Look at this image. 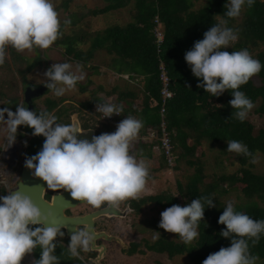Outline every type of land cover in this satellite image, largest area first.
<instances>
[{
  "label": "clouds",
  "instance_id": "1",
  "mask_svg": "<svg viewBox=\"0 0 264 264\" xmlns=\"http://www.w3.org/2000/svg\"><path fill=\"white\" fill-rule=\"evenodd\" d=\"M255 0H228L224 5L227 18L239 17L245 6L251 8ZM65 25L70 20H64ZM61 21L52 0H0V65L5 63L7 47L18 52L34 47L49 48L60 36ZM238 39V30L228 26V19H220L203 33L185 52L184 60L192 75L198 79L197 88L211 97H219L232 90L229 106L235 109L230 116L243 122L255 107L240 87L249 82L262 68L258 59L247 49L225 51ZM82 65L75 69L70 63H53L43 73L44 86L56 96L74 89L85 79ZM222 107V105H219ZM95 112L103 118L121 115L123 107L115 103H95ZM5 114L7 119H5ZM51 112L37 113L24 104L0 108V122L7 126L6 148L16 141L19 126L31 128L33 136L44 137L42 148L35 155L26 156L24 167L44 182L49 189H63L76 201H86L93 207L107 202L118 206L122 201L135 199L144 191L149 176L145 159H137L133 141L143 127V121L127 116L115 132L93 135L91 140L78 139L75 125L61 124ZM97 119V118H96ZM227 152L251 156L247 146L237 140H227ZM255 162V161H253ZM0 196V264H21L26 254L40 248L39 258L30 264H60L57 247L67 250L71 257L89 251L95 236L89 226L71 229L69 243H55L65 235L59 224L48 218L33 200L21 191ZM213 198L199 197L184 206L173 204L160 213L158 227L174 233L185 242L198 237L199 222L207 208L215 207ZM224 225L219 235L230 240V246L209 254L202 264H256L258 256L250 252L264 234V219L255 220L237 211L234 201H228L218 218ZM58 242V241H56ZM79 258V257H78Z\"/></svg>",
  "mask_w": 264,
  "mask_h": 264
},
{
  "label": "trees",
  "instance_id": "2",
  "mask_svg": "<svg viewBox=\"0 0 264 264\" xmlns=\"http://www.w3.org/2000/svg\"><path fill=\"white\" fill-rule=\"evenodd\" d=\"M105 1L107 3L102 8L91 10L89 13L96 15L116 10L126 6L129 2V0ZM226 4L227 0H204L198 7L193 8L194 0H133L130 11L131 19L122 26L112 25L82 35L78 31L76 35L73 33L66 36L62 42L64 54L70 56H67L69 60L77 59L85 64L90 60L95 49H104L106 53L114 55L111 67L116 72L122 71L129 75L133 73L143 78L141 109H139V113H136V110H131L132 114H136L139 120L143 121V127L139 134L145 133L143 132L145 127H156L158 124V62H163L170 78L169 88L173 93L166 102L164 120L174 158L171 166H168L163 154L158 150L156 169L173 168L177 170L181 164H184L185 167H192L193 172L187 177L186 182L175 181L177 195L182 198L181 206L199 197L213 198V203L216 206L207 208V204H205L204 218L199 222L197 229L198 237L193 239L189 245L168 240L163 234L152 242H147L145 239L141 242L146 250L166 253L168 258L185 254L191 264H202L209 254L219 251L221 247L230 246V240L219 235L225 226L218 224L217 221L226 206L223 203L219 204L214 196V191L218 192L219 183L225 182L229 186H234L248 200L255 198L261 201L262 205L250 200L248 203H240L242 205H234V207L237 211L244 212L255 220L264 219V172H253L250 162L257 152L261 154L264 162V127L252 134L253 127L250 122L246 119L241 122L230 116L235 111L228 104V101L232 99V90L225 91L219 97H211V94L205 92L204 89L197 88L199 81L192 75L190 67L184 60L185 52L192 48L195 41L203 39L205 31L220 19H228V26L238 30V39L228 49L223 50L231 52L247 49L253 58L258 59L262 65L261 71L251 77L249 82L242 85L239 90L243 91L255 104L254 113L264 118V48L257 50L260 45L264 46V0H255L251 8L245 6L243 17L237 23L234 18L224 16L227 11L224 7ZM154 15H157L163 32V40L157 46L158 48L154 44L152 35ZM84 36L89 40V47L83 51L77 45L81 43ZM34 50H37V47H34ZM36 57L34 60H38L39 57ZM34 65V63L30 64L26 70L32 69ZM26 70L24 71L26 72ZM254 79L258 81V84L254 83ZM85 86L80 88L81 92H84ZM7 92L5 90V95ZM126 92L132 98L136 97L134 91ZM14 98L16 97H12V99ZM149 98L157 104L150 106ZM48 99L44 100V105H47V108L44 107L40 111H48L55 105ZM60 101L61 99L58 102ZM95 103H97L95 98L80 102L81 108L86 109L90 120L94 116L96 120L99 114V112H95ZM15 105L16 101L13 100V106ZM35 111L40 112L39 109ZM123 112L121 114L132 116ZM57 114L58 112L54 113L55 116ZM27 131L32 132L33 130L27 128ZM187 138L191 141L189 145L186 144ZM227 140L244 143L252 155H238L237 161L240 166L237 172L218 175L212 173L210 182L203 181L206 172H204L202 161L194 155L196 146L200 145L202 141L208 144L221 142L223 146H227ZM43 142L44 137H34V155L41 150ZM155 143L157 144L156 141ZM152 145L140 141L136 143L137 147L142 148L141 150L146 148L149 150ZM149 171L151 170L149 169ZM150 178L151 174L149 173L147 179ZM222 191L225 190L222 189ZM128 202L134 211H138L141 206L147 203L154 204L158 208H168L173 204H179L178 199L167 192L143 195L129 199ZM139 243H129L125 253L130 255L141 252V249H138ZM249 243L250 252L258 256L261 264H264V234L260 235L259 242L255 246H251L250 241ZM64 247L66 248L65 245ZM40 251L39 247L34 249L32 257L38 259ZM55 253L59 256L60 264H85L78 257H71L64 248L57 247Z\"/></svg>",
  "mask_w": 264,
  "mask_h": 264
},
{
  "label": "rangeland",
  "instance_id": "3",
  "mask_svg": "<svg viewBox=\"0 0 264 264\" xmlns=\"http://www.w3.org/2000/svg\"><path fill=\"white\" fill-rule=\"evenodd\" d=\"M64 2H66L65 8H63L62 5V3ZM203 2L204 0H194L193 8L198 7ZM52 3L54 4L55 10L58 12L59 16L61 9V17H59V19H62V21H64V18L66 17L69 18L68 16L71 14H73L74 19L82 17L81 23L78 26L74 28L66 26L65 28H63V33H77L78 31H80V34L82 35L84 33H92L94 31L101 30L112 25H123L126 21H130V11L132 10L133 0H129L128 4L122 8L96 15H91V13L89 12L91 10L102 8L107 3L105 0H52ZM66 10L69 11L65 12ZM243 11L244 8L240 16L234 18L235 23L239 22L242 19ZM159 28L162 30L161 23ZM55 43H53L47 49H41L37 47V50H34L33 48L31 50H24L22 52H18L11 46L7 47V56L5 59V63L3 65H0V69L3 67V70H0V84L9 81L8 83L11 84V87L6 90L8 91L6 95L5 90L0 87V103H5V99H10L12 97L16 98L10 100L16 101L17 98L20 97L17 87V79H20L21 82H24L26 80L28 83H45L43 73L53 63L67 62L73 65V69H75V66L77 64H80L82 65L83 72L86 74L85 76H89L90 78H92L91 71H95V68L93 67H98L100 68V70H102L101 66L108 64L109 62V57L103 50H95L93 52L92 59H90L85 64L78 61L77 59L69 60L68 57L70 56L63 53V47L58 43V39L55 41ZM88 45L89 40L84 36L81 39V43H79L77 47L84 51L86 50ZM263 48L264 46L260 45L257 50H261ZM13 50H15L19 54H17L16 52V54H14ZM16 55L18 56L16 57ZM36 56L39 57L38 60H34L35 58H37ZM32 63L35 64L34 67L32 69L26 70ZM24 70H26V72ZM7 72H9V75L7 74ZM25 74V77L27 78L23 77ZM254 83L258 84V81L254 79ZM80 85H84V80L77 82L74 89L67 90L62 95V99L77 100L81 99V97L83 99V96L80 97L78 93H86L88 90L86 88H88L89 85L87 84L85 86L84 92H81L79 88ZM128 87L136 93V100L138 101L140 95L142 97V85L139 80H134L132 78L131 83H128ZM1 94L3 96H1ZM90 96L91 91L88 93V98L83 99V101L89 100ZM45 98H49L48 100L53 101V103L55 104L53 107H51V109L49 108L50 111L48 110L52 113V111L58 105V101L60 100V98L59 96H56L52 90H49L46 94L43 95L42 98L36 99L34 101V106H36L37 103L39 104V106H42L41 102ZM88 102L90 103L91 100ZM5 104H3V106H5ZM69 105V108H73L71 103ZM46 106L47 105H45V107ZM74 109L77 110V107H74ZM58 112L60 113V111ZM82 114L83 113H78L77 115H79L78 117L80 118L81 116H83ZM56 117H58V114L56 115ZM5 119H7L6 114ZM246 120L252 124V134H255L259 128L264 127V118L254 113L253 109H251L248 113ZM105 131L112 133L111 130ZM4 136H7V126L4 123L0 122V142L4 138ZM18 136H22V134L17 131V137ZM202 143V146L196 148L195 154L197 153V157H199L204 165L203 169L206 174L203 181L210 182L212 180V173H214V175H218L220 173L229 174L237 172L238 167L240 166L237 161V154L227 152V146H223L221 142L208 144L207 142L202 141ZM29 150L33 151V145H31ZM152 150H154L153 157H151L150 159H145L149 169L151 170L149 171V173L151 174V178L147 179L146 187L144 191L138 195V197L143 195L157 194L160 192H167L169 195L175 196L179 201L178 205L181 206L180 202L182 198L177 195L175 181H180L181 183L186 182L188 180L187 177L193 172V168L185 167L184 164H181L179 169L177 170H174L173 168L162 170L156 169L159 151L157 148ZM23 156L26 157L25 154H23ZM136 158L138 160L143 159L141 156H136ZM250 162L251 170L253 172H264V162L260 153L257 152L253 156V158L250 159ZM222 189H224L225 191H222ZM217 190L218 192H216V190L214 191V196L218 200L219 204L223 203L226 205V203L230 200L234 201V205H242L240 203H248L250 200L255 201L259 205L263 204L261 201L255 198H251L248 200L247 198L243 197L242 194H240V191L237 188H235L234 186H229L225 182L219 183ZM126 201H129V199L120 202L122 206L126 205ZM92 207L93 206L85 202L76 205L70 211L71 213H79L89 210ZM165 209L166 208H158L154 204L147 203L141 206L138 211L128 210L124 218L118 219V223L115 224V230L112 232L116 237H120V239H122V245H111L109 250L104 255H102L103 257L98 259V264H191L185 254L175 255L171 258H168L166 256V253H156L146 250L143 243L141 242L143 239L147 240V242H152L161 234H163L165 235L166 239L172 240L174 242L184 243L185 245H189L192 243V241L185 242L179 237V235L168 233L158 227L160 221V213ZM56 239H59V237H57ZM131 242H140L138 249H141V252H135L130 255L126 254L125 249H127L129 243ZM78 257L85 264H92V262L86 260V253L81 251ZM31 261V254H26L21 261V264H30ZM256 264H261L260 259L256 261Z\"/></svg>",
  "mask_w": 264,
  "mask_h": 264
},
{
  "label": "flooded vegetation",
  "instance_id": "4",
  "mask_svg": "<svg viewBox=\"0 0 264 264\" xmlns=\"http://www.w3.org/2000/svg\"><path fill=\"white\" fill-rule=\"evenodd\" d=\"M14 49V48H13ZM14 54H16L17 52L15 50H13ZM16 52V53H15ZM19 54V53H17ZM18 55H16L17 57ZM1 71L3 70V67L0 69ZM7 74L9 75V72H7ZM26 74L23 76L24 78H27L25 77ZM18 80V83H17V87H18V91H19V99L16 100V105L13 106V100H10V99H5V103L1 102L0 103V108H3V107H10V109L15 112V107L18 106V105H21V104H24L23 102V98H22V91H23V88L27 85V84H31L33 86H37L39 84H44V83H31V82H27L26 80L24 82H21L20 79H17ZM9 81H6V83H3V84H0V87H2L4 90H7L9 87H11V84L8 83ZM47 91H49L47 88L45 89V91L37 96L36 98H33L32 100V103H33V111L35 110H38L39 111L45 107V102L43 99L42 102H41V105L42 106H39V104L37 103L36 106H34V101L36 99H40L43 97L44 94L47 93ZM1 92V91H0ZM1 96H3L1 94ZM10 100V101H9ZM3 104H5V106H3ZM70 102H63L62 100L60 102H58V105L56 106V108L52 111V114L60 111V113L58 112V119H57V122L58 123H61V124H71V120L73 118H76L77 121H78V124H79V127L81 129H91L93 130V135H100L102 133H100V131L98 130V128H103V123L99 122L97 119V121L101 124H93V123H90L89 121L85 120V118H83L82 116L79 118L77 115L79 112H78V109H74V106L73 108H69L70 107ZM25 106V104H24ZM37 108V109H36ZM85 120V121H84ZM83 121V122H82ZM102 125V126H100ZM106 126V125H104ZM108 127V126H107ZM18 128L20 129H17V131L22 134V136H19L17 137L16 140L17 142H14L12 144V148L14 150V156L12 157V159L10 160V163H11V167H8V170H7V176H6V179L5 181H3L2 183H0V196H4V195H7V192L14 187L15 183L18 181V172L20 170V167L21 165L23 164V162L25 161V157L23 156V154H25L26 156H32L34 155V147H33V151H30V147L31 145H33V142H34V137L32 135V132H29L27 131V128L28 127H24V126H19ZM5 137V136H4ZM2 141V140H1ZM0 145H1V142H0ZM23 147V148H22ZM21 148V149H20ZM61 189H49V188H45L44 191H43V198L45 200H47L48 202L50 201V198H51V195L52 193L54 192H57ZM108 203L105 202L104 204H102L100 207H92L91 209L89 210H86L84 212H77V213H71V209L73 208H65L63 210V214L66 215V216H74V215H82L84 213H87L89 211H92V210H95V209H98V208H101V207H104L105 205H107ZM115 209L123 212V215H102V216H99L95 219H93V231L95 232H103L104 234L112 237L111 239H104L102 237H97L94 241V244L96 246H99V245H102L103 246V253L102 255H104L108 250L109 248L111 247V245L115 244V245H122V239H120V237H116L112 232L115 230V224L118 223V219L119 218H124L125 215L127 214V211L128 210H132L129 206V202L126 201V205L125 206H122L121 203L118 204V206H113ZM127 207V208H126ZM126 208V209H125ZM109 226V227H108ZM75 227L77 228H80V227H84L83 225H76ZM111 227V228H110ZM65 233V229L63 228L62 229ZM69 239H70V236L69 235H65L63 236V238H60L59 239H56V241L58 242H62L63 245H65L67 247L68 243H69ZM84 253H86L87 257H86V260L92 262V264H95L92 259L97 255L98 253V250L97 249H91L89 251H82ZM92 254V256H91ZM31 257H32V253H31ZM92 257V258H91ZM103 256H101L102 258ZM33 259V257H32Z\"/></svg>",
  "mask_w": 264,
  "mask_h": 264
},
{
  "label": "water",
  "instance_id": "5",
  "mask_svg": "<svg viewBox=\"0 0 264 264\" xmlns=\"http://www.w3.org/2000/svg\"><path fill=\"white\" fill-rule=\"evenodd\" d=\"M46 87L44 84H39L37 86L27 84L22 91V100L29 110H33V98L41 95L45 91ZM71 125H75L77 131L82 133H77L78 139H88L91 140L93 136V130L91 129H81L79 127L76 118L71 120ZM25 162V161H24ZM24 162L20 167L18 172V181L15 183L14 187L10 191H21L28 195L33 202L41 209L42 213L48 218L49 223H55L61 225L65 229L66 235H71V229L76 225L89 226V229L93 231V219L102 215H123V212L115 209L113 206L107 204L104 207L89 211L82 215L66 216L63 214L65 208H74L76 205L85 203L86 201H76L71 198L70 194L61 189L57 192L52 193L50 201L48 202L42 196L46 185L39 178L34 177L31 171L24 167ZM8 194V193H7ZM95 239L97 237H102L104 239H111L112 237L104 234L103 232L93 231ZM91 249H97V255L92 259L95 264H98V259L101 258L103 253V246H96L95 244Z\"/></svg>",
  "mask_w": 264,
  "mask_h": 264
},
{
  "label": "crops",
  "instance_id": "6",
  "mask_svg": "<svg viewBox=\"0 0 264 264\" xmlns=\"http://www.w3.org/2000/svg\"><path fill=\"white\" fill-rule=\"evenodd\" d=\"M62 5H63V8H65L66 2L62 3ZM68 11L69 10H66L65 12H68ZM59 17H61V9H60V16ZM68 17L69 18H67V17L64 18V20H66V19L70 20L71 21L70 24L65 25L63 23L62 19L60 20L61 21L62 35L58 38V43L62 45L63 53H64V46H63L62 42H64L66 36H70L73 34V33H63V28H65L66 26H69L71 28L78 26L81 23V18H82V17H78V19H74L73 14L69 15ZM118 26H122V25H118ZM74 34L76 35V33H74ZM88 47H89V45H88ZM95 50H103L105 52V54L109 57V62H108V64L101 66L102 70H100V68H98V67L97 68L93 67V68H95V71H93V70L91 71L92 78H90L89 76L88 77L85 76V79H84V85H87V84L89 85L88 88H86V89H88L87 92L84 94H80V93H78V94L80 95V97L83 96V99H87L88 93L91 91V96L89 99L95 98V101H97V103H104V102L115 103L117 105L122 106L123 111L125 113L127 112L128 114L132 115L136 119H139L136 114H132L133 111L131 112V110H136L135 112L139 113V109H141V95L137 101L136 97L132 98L131 96L128 95V93L126 91L130 90L131 92H133V90L129 89V87H128V83H131L132 78L134 80H139L141 85L143 84V78L141 76L134 75L133 73H131L129 75V73H125L122 71L116 72L115 69L111 67L112 57H114V55L106 53V51L104 49H95ZM93 52L91 54L90 59H92ZM84 85H80L79 88H81ZM62 97L63 96H59V98L63 102H70L73 104L74 107H77V109L79 110V113H83L82 117L85 118V120H87L90 123H93L95 125L101 124L97 120L94 119L95 116L92 120H90L88 117V114H86L87 113L86 109L81 108L80 102L83 101L82 97H81V99H77V100H75V99L67 100V99H62ZM17 99H19V98H17ZM149 100H150L149 105L150 106L154 105L153 104L154 100L151 98H149ZM100 126H102V125H100ZM98 130L100 131V133H110V132L105 131V130H111L112 132H115L113 129H111L107 126H104V125H103L102 129L98 128ZM143 132H145V129ZM138 141L144 142V143H151V145L152 144L153 145L151 146V148H149V150L147 148L145 150H141L142 148L136 146V143ZM190 143H191L190 139L187 138L186 144L189 145ZM202 144L203 143L201 142L200 145L196 146V148H199L200 146H202ZM154 145H156L155 141L146 140L144 138V133L138 134V136L133 141V152L135 153L136 156H141L143 159H150L151 157H153L154 150H152V149H155ZM196 148H195V150H196ZM194 155L197 156V153L195 154V152H194Z\"/></svg>",
  "mask_w": 264,
  "mask_h": 264
},
{
  "label": "built area",
  "instance_id": "7",
  "mask_svg": "<svg viewBox=\"0 0 264 264\" xmlns=\"http://www.w3.org/2000/svg\"><path fill=\"white\" fill-rule=\"evenodd\" d=\"M152 21H153L152 35L154 38V44L156 45V48H158L157 46H159L163 40V32L159 28L160 22L157 15L153 16ZM157 78L159 82V87H158L159 101L157 105L158 106L157 114L159 118L158 124L156 127L147 126L145 128L144 138L149 141L157 142V144L154 145V148H157L163 154L166 160V164L168 166H171L174 155L172 153V145L170 142L169 133L165 126L164 114L166 111V102L172 97L173 93L169 88L170 78L167 75V72L164 68V64L162 61L158 62ZM153 104L156 105L157 102L153 101ZM125 117H127L125 114H121V115H113L110 118L107 117L103 118V114L99 113L97 116V120L115 131L116 125ZM5 138L6 136L2 139L0 145V183L5 181L8 167L12 166L10 160L15 155L12 146L8 147L5 150L6 148Z\"/></svg>",
  "mask_w": 264,
  "mask_h": 264
}]
</instances>
